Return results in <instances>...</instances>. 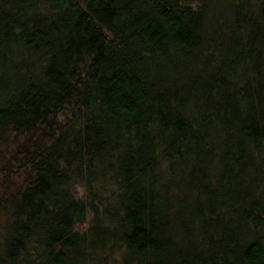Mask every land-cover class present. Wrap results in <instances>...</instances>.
<instances>
[{
	"label": "trees",
	"instance_id": "trees-1",
	"mask_svg": "<svg viewBox=\"0 0 264 264\" xmlns=\"http://www.w3.org/2000/svg\"><path fill=\"white\" fill-rule=\"evenodd\" d=\"M0 264H264V0H0Z\"/></svg>",
	"mask_w": 264,
	"mask_h": 264
}]
</instances>
